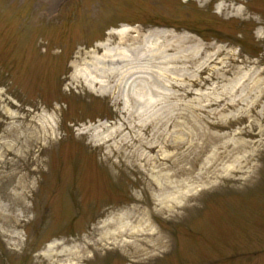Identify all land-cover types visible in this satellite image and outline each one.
<instances>
[{"label":"rangeland","instance_id":"rangeland-1","mask_svg":"<svg viewBox=\"0 0 264 264\" xmlns=\"http://www.w3.org/2000/svg\"><path fill=\"white\" fill-rule=\"evenodd\" d=\"M121 30L142 44L187 35L206 70L197 62L166 81L154 66L90 87L92 55ZM226 68L224 82L206 81ZM242 70H264V0H0V111L19 117L0 135L14 121L9 136L31 150L15 167L0 164L2 176L18 172L0 180V264H264V141L249 168L220 165L213 179L205 168L211 149L249 122L243 105L211 104L235 92ZM164 120L170 142L185 143L170 162L188 172L169 209L136 140L137 124ZM203 130L225 136L197 154ZM23 173L30 190L20 200Z\"/></svg>","mask_w":264,"mask_h":264},{"label":"bare ground","instance_id":"bare-ground-1","mask_svg":"<svg viewBox=\"0 0 264 264\" xmlns=\"http://www.w3.org/2000/svg\"><path fill=\"white\" fill-rule=\"evenodd\" d=\"M112 33L119 36V38L117 39V37L113 36V39L108 42L107 45H100L99 49L101 48L102 50L100 55H92L93 63L96 62L98 65L94 70L89 71L94 74L93 78L89 80L90 87H92V85L100 84L101 87L106 88V83L109 85L111 82L110 79H114L115 85L117 86L119 83H122L121 81L135 79L137 73L143 71L147 72V70L154 66H162L164 69L162 74L166 81H168L169 72L171 70L181 72L195 67L197 62L200 63V66L197 69L199 74L206 70V60L202 61L200 58L203 53V47L195 50L196 52H189L190 48L187 41L189 36L187 35L176 42L157 37L152 42L145 41V43L142 44L139 36L129 38L122 30L114 31ZM125 34L126 36L124 37ZM123 47H126L127 50H124ZM99 49H97V51H100ZM133 55H136L138 65L134 64L131 60ZM207 57V62H210L213 59V55H207ZM146 63L149 64L145 66ZM169 65H173V68L170 69L171 66ZM228 73H230V69H223L222 72H219L214 76L211 75L209 78L207 77L206 81H216L217 83L224 82L225 76ZM79 74L73 73L72 77L75 80H78ZM181 76L182 81L189 80V77L186 74L181 73ZM194 82L196 81L192 79V83ZM234 84V93H231L226 97L224 95L223 98L211 104L216 106L218 112H223L230 108H236L239 105H243L239 110L245 108L249 122L245 127L229 134L231 137L229 142H219L213 149H211L209 157L206 159V165L208 166L205 167L207 171H210V173L208 172V175L210 174V179L218 176L217 167L220 165L224 166L230 164L226 169H243L251 167L256 154V149L253 146L256 145L258 147L264 141V102L260 103L261 99L264 98V70H242L240 75L235 79ZM115 85L110 86L109 90H113ZM176 85L175 82L171 83V86ZM179 86L184 87V85ZM109 90L107 89L105 91L107 92ZM237 94H239V98L236 97L238 96ZM249 97L251 100H248ZM147 101L152 102V97L149 96ZM9 104L11 107H14V104L10 102ZM3 110L4 112H2V110L0 111V123H6L9 120H19V117L11 114L8 108H4ZM12 122V125L6 128L5 135H0V164L6 163L7 165L9 164L15 167L17 162L23 161L31 150H29L30 147H27L26 150H22L23 145L21 146L22 149H17V144L22 137L20 139H14L9 136L16 128V124L14 121ZM170 126L171 124L169 120L160 121L157 124L140 123L136 125V140L140 145L138 156L141 161H146L152 166V170H155L156 179L154 180L158 184L160 191H165V197L159 199L160 204L168 207V209L173 207L172 202L181 196V192L171 191L173 189V184L176 182L182 186L186 184L187 178H185V175L188 173L186 167L181 162L175 159L170 162L173 157L177 156L178 151L185 146L184 142H170L169 137L166 134ZM209 126L219 129L223 127V125L215 124L213 122L212 124L210 123ZM161 129L163 130L160 131ZM200 134L204 136V141L199 146L200 148L197 154H199V152L210 143V140L217 143V141H220L223 136H225L206 130H203ZM244 136L258 138V140L250 144L244 140ZM18 137H20V135ZM39 142L40 139L37 138L35 143H33L38 150L40 149ZM246 148H249L250 151L246 150ZM169 150H172L173 152H170ZM34 159L31 161H36ZM169 169H171L172 172H168ZM35 171L36 170L30 171V174L33 175ZM17 175L18 172L16 171L10 174V176L9 174L4 176L0 174V180H3L4 178L8 179V176L10 179H13ZM160 175H162L165 182L160 180ZM28 177V173L20 175V181L16 183V187H19L20 189L19 192H16L17 199L21 200L26 198V195L30 190V181L28 180ZM173 177H178L180 179L175 181ZM180 188L181 187H179V189ZM167 190H169V192ZM6 217L15 220L16 223L18 222V216L16 217V215L13 217H11L10 214L3 216V218L7 219ZM53 246L54 245H49V248L47 249V256L49 257L54 255V249H52Z\"/></svg>","mask_w":264,"mask_h":264}]
</instances>
